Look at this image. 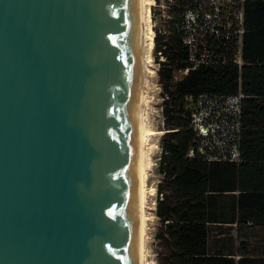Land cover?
<instances>
[{
	"label": "water",
	"instance_id": "1",
	"mask_svg": "<svg viewBox=\"0 0 264 264\" xmlns=\"http://www.w3.org/2000/svg\"><path fill=\"white\" fill-rule=\"evenodd\" d=\"M137 0H0V264H140Z\"/></svg>",
	"mask_w": 264,
	"mask_h": 264
},
{
	"label": "trees",
	"instance_id": "2",
	"mask_svg": "<svg viewBox=\"0 0 264 264\" xmlns=\"http://www.w3.org/2000/svg\"><path fill=\"white\" fill-rule=\"evenodd\" d=\"M157 2L164 19L154 43L165 130L158 264H264V0L252 8L247 0L240 44L209 30L198 45L209 60L200 63L191 59L187 42L201 32L185 21L191 0L166 8L160 5L167 0ZM240 92L241 161L209 160L195 150L190 103L205 93Z\"/></svg>",
	"mask_w": 264,
	"mask_h": 264
},
{
	"label": "built area",
	"instance_id": "3",
	"mask_svg": "<svg viewBox=\"0 0 264 264\" xmlns=\"http://www.w3.org/2000/svg\"><path fill=\"white\" fill-rule=\"evenodd\" d=\"M175 0H167V4ZM193 7L185 12V21L194 30H201L197 39L188 38L191 59L197 63L207 61V55L198 51L199 43L206 39L209 30L216 34L224 31L228 42L237 40L240 44L244 32V0H191ZM154 5L158 6L157 0ZM240 62V60H238ZM186 68L180 73H188ZM243 93L234 95L201 94L190 103L191 125L197 134L195 150L209 160L241 161L240 141L242 125ZM194 153V149H191Z\"/></svg>",
	"mask_w": 264,
	"mask_h": 264
},
{
	"label": "rangeland",
	"instance_id": "4",
	"mask_svg": "<svg viewBox=\"0 0 264 264\" xmlns=\"http://www.w3.org/2000/svg\"><path fill=\"white\" fill-rule=\"evenodd\" d=\"M151 1L152 5L150 13V29L153 35V41L156 36V28L161 27L162 22L164 21L162 12L159 8L154 5V0ZM157 8V11H154V8ZM155 46L150 54V69L155 73V76L151 79L150 84L147 86L146 96L149 98V107L145 109L146 122L148 128L152 133H156L150 141V146H152V152L150 154V162L146 169V178H145V189H146V214L148 215L149 220L147 221L146 236H145V264H158V252L160 250V243L157 239V231L160 226L159 218L156 214V204L158 197V184L162 179V174L159 172V162L161 154L160 139L164 133V115L162 110V87L159 83L158 69L159 63L157 62L155 55ZM147 111V112H146ZM148 230V231H147Z\"/></svg>",
	"mask_w": 264,
	"mask_h": 264
},
{
	"label": "bare ground",
	"instance_id": "5",
	"mask_svg": "<svg viewBox=\"0 0 264 264\" xmlns=\"http://www.w3.org/2000/svg\"><path fill=\"white\" fill-rule=\"evenodd\" d=\"M138 2V21H139V40L143 61L140 69V264H145V236L147 221L146 214V189L145 178L146 169L149 165L152 146L151 138L156 134L152 133L147 125L145 109L149 107V98L146 96L147 86L155 73L150 69V54L153 48V35L150 29V13L152 5L149 0H137ZM147 112V111H146ZM148 231V230H147Z\"/></svg>",
	"mask_w": 264,
	"mask_h": 264
},
{
	"label": "crops",
	"instance_id": "6",
	"mask_svg": "<svg viewBox=\"0 0 264 264\" xmlns=\"http://www.w3.org/2000/svg\"><path fill=\"white\" fill-rule=\"evenodd\" d=\"M256 1H257V0H248V2H249V4H250V7H251L252 4H255ZM246 2H247V0H245V3H244V9H245V12H246ZM251 8H252V7H251Z\"/></svg>",
	"mask_w": 264,
	"mask_h": 264
}]
</instances>
